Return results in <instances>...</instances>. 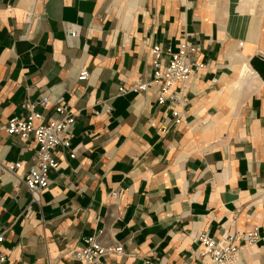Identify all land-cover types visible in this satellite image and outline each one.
<instances>
[{
    "label": "crops",
    "instance_id": "obj_1",
    "mask_svg": "<svg viewBox=\"0 0 264 264\" xmlns=\"http://www.w3.org/2000/svg\"><path fill=\"white\" fill-rule=\"evenodd\" d=\"M185 33L203 67L174 124L152 89L119 88L149 80L150 47L176 51ZM45 96L75 113L70 147L55 150L30 218L27 188L0 180L3 264H77L71 252L100 231L122 246L107 256L117 264H204L198 233L255 225L236 264H264V0H0V126ZM36 148L0 130V161L20 174Z\"/></svg>",
    "mask_w": 264,
    "mask_h": 264
},
{
    "label": "built area",
    "instance_id": "obj_2",
    "mask_svg": "<svg viewBox=\"0 0 264 264\" xmlns=\"http://www.w3.org/2000/svg\"><path fill=\"white\" fill-rule=\"evenodd\" d=\"M77 34L75 28L69 31L70 37ZM199 48L195 47L189 40V34H183L177 50L163 48L160 44H154L149 52L152 55L151 64L153 66L152 75L149 80H134L129 87L119 88L121 95L127 92H146L152 89L156 95V101L159 105H165L169 109L173 123L178 124L184 116V110L189 105L187 96V84L192 75L197 73L203 64L197 60H191L190 57L196 53ZM169 56L166 62L164 57ZM89 71L82 68L78 78L87 80ZM39 106L45 110L62 115L61 118L45 119L44 115L36 110ZM22 107L28 110L26 116L14 115L6 123L0 126L7 135L18 136L22 140H28L33 137L37 148L35 150L32 165L27 171L20 174L22 162L4 163L0 161V180L4 175H10L14 178L13 189L18 190L20 185H24L30 194V203L24 210V217L30 218L32 215V203H40V194L50 185L49 172L57 169L59 163L55 158L54 152L58 147L68 149L70 147L71 127L74 124L75 113L68 110L62 100L51 102L48 97H42L35 103H24ZM107 113L111 108L107 107ZM168 126H162L161 132H166ZM73 158L74 155L70 154ZM112 198H122L124 190L116 188L111 190ZM98 234L88 236L84 239L85 246L81 249H75L71 252L72 258L77 264H117L107 260L110 254H121L122 246L115 242L109 246L101 242ZM4 240L3 232L0 231V244ZM195 242L200 247L199 255L204 264H236L240 251L245 246H253L260 240L259 227L253 226L247 232L236 231L227 233L219 238H214L208 232H200L195 238ZM6 255L0 252V264L5 263Z\"/></svg>",
    "mask_w": 264,
    "mask_h": 264
},
{
    "label": "bare ground",
    "instance_id": "obj_3",
    "mask_svg": "<svg viewBox=\"0 0 264 264\" xmlns=\"http://www.w3.org/2000/svg\"><path fill=\"white\" fill-rule=\"evenodd\" d=\"M245 70V69H244Z\"/></svg>",
    "mask_w": 264,
    "mask_h": 264
}]
</instances>
